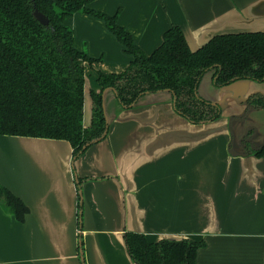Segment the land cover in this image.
Here are the masks:
<instances>
[{
  "label": "crops",
  "instance_id": "1",
  "mask_svg": "<svg viewBox=\"0 0 264 264\" xmlns=\"http://www.w3.org/2000/svg\"><path fill=\"white\" fill-rule=\"evenodd\" d=\"M89 6L120 11L119 24L147 54L172 25L183 29L192 50L216 34L264 31V0H91ZM65 23L78 49L102 59L87 65L88 127L91 90H101L96 70L121 72L133 57L102 19L78 12ZM212 74L198 92L222 107L213 122H189L169 91L128 109L106 91L107 137L76 161L65 139L0 135V183L29 207L20 222L0 204V264H136L127 231L151 241L205 240L196 264H264V156L253 154L264 145V106L247 103L253 94L264 96V82L241 79L218 89Z\"/></svg>",
  "mask_w": 264,
  "mask_h": 264
},
{
  "label": "trees",
  "instance_id": "2",
  "mask_svg": "<svg viewBox=\"0 0 264 264\" xmlns=\"http://www.w3.org/2000/svg\"><path fill=\"white\" fill-rule=\"evenodd\" d=\"M90 2L0 0V135L65 139L76 161L107 137L106 91L115 94L119 109L135 107L150 94L169 91L178 114L193 124H203L218 120L223 113L218 103L199 95L207 72L213 73L218 89L241 79L264 82V31L216 34L192 50L183 29L172 25L162 43L147 54L119 24L120 11L110 15L91 8ZM35 5L49 18L48 26L34 16ZM78 12L105 21L133 57L121 72L96 70L101 90H91L88 127L84 126L87 65L102 59L75 46L74 30L65 20ZM252 101L264 106L261 94L251 95L247 102ZM253 154L264 156V145ZM0 204L18 221H25L28 205L1 183ZM124 238L136 264H196L199 249L206 246L205 240L189 238L151 241L133 231L125 232Z\"/></svg>",
  "mask_w": 264,
  "mask_h": 264
},
{
  "label": "water",
  "instance_id": "3",
  "mask_svg": "<svg viewBox=\"0 0 264 264\" xmlns=\"http://www.w3.org/2000/svg\"><path fill=\"white\" fill-rule=\"evenodd\" d=\"M34 16L44 25H49V18L35 5Z\"/></svg>",
  "mask_w": 264,
  "mask_h": 264
},
{
  "label": "flooded vegetation",
  "instance_id": "4",
  "mask_svg": "<svg viewBox=\"0 0 264 264\" xmlns=\"http://www.w3.org/2000/svg\"><path fill=\"white\" fill-rule=\"evenodd\" d=\"M248 103V102H247ZM250 106H253V105H250ZM246 137H249V135H247ZM245 138V137H244ZM252 147H253V145H252Z\"/></svg>",
  "mask_w": 264,
  "mask_h": 264
}]
</instances>
